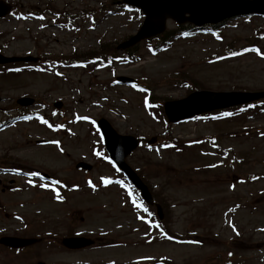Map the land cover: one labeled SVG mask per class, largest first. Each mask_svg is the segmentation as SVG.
Returning <instances> with one entry per match:
<instances>
[{
    "label": "rangeland",
    "instance_id": "rangeland-1",
    "mask_svg": "<svg viewBox=\"0 0 264 264\" xmlns=\"http://www.w3.org/2000/svg\"><path fill=\"white\" fill-rule=\"evenodd\" d=\"M5 1L17 9L0 19V45L8 43L1 54L7 56H107L143 21L120 0ZM175 27L169 21L168 29ZM260 28L264 17L238 18L218 35H173L158 53L142 42L134 62L119 50L108 65L44 63L45 71L0 74V120L8 119L0 129V165L23 169H0V232L43 237L20 252L0 245V264H155L168 258L175 264H264V110L172 125L181 139L175 146L165 143L160 108L146 103L148 95L162 103L185 97L193 87L264 90V40L253 37ZM250 42L259 43V50L221 55L228 45L236 50ZM119 75L145 90L117 83ZM23 96L38 103L23 109L32 118L17 119L22 108L17 110L16 100ZM100 117L120 133L157 137L127 161L152 184L169 229L184 242L160 235L145 221L128 180L103 153L94 123ZM211 137L214 144L206 142ZM80 161L92 169H78ZM31 172H46L75 188L57 195L58 184L50 188L26 176ZM75 232L104 245L69 251L61 239ZM228 251L235 253L231 259Z\"/></svg>",
    "mask_w": 264,
    "mask_h": 264
},
{
    "label": "water",
    "instance_id": "water-1",
    "mask_svg": "<svg viewBox=\"0 0 264 264\" xmlns=\"http://www.w3.org/2000/svg\"><path fill=\"white\" fill-rule=\"evenodd\" d=\"M143 9L146 18L140 30L119 47L126 48L140 40L164 31L168 18L179 22L192 21L197 25L207 22H220L231 16L247 13L264 14V0H124ZM10 6L0 1V16L8 13ZM190 14L186 16V14ZM17 57H1L0 62L19 60ZM25 59V58H24ZM128 81L127 77H120ZM264 96V92H216L196 91L184 99L165 103V111L170 121L176 122L195 114L224 108L234 104L249 102ZM23 105L32 103V100L22 98ZM99 124L103 130L106 147L110 155L126 171L131 180L142 190L146 200L152 202L147 187L142 184L136 173L126 164L125 157L138 145L139 139L119 134L110 123L102 118ZM85 167V164H80ZM38 241L36 238L4 237L1 242L12 247H23ZM68 247H82L91 243L89 239L79 237L65 238L63 241Z\"/></svg>",
    "mask_w": 264,
    "mask_h": 264
},
{
    "label": "trees",
    "instance_id": "trees-1",
    "mask_svg": "<svg viewBox=\"0 0 264 264\" xmlns=\"http://www.w3.org/2000/svg\"><path fill=\"white\" fill-rule=\"evenodd\" d=\"M184 28H185V25H179L177 29L165 32L163 35L160 36V39L166 38V37L170 36L171 34H173L174 32H177V31L184 29ZM135 50H136V47H134L132 49H128L125 52H128V54H132V52H134Z\"/></svg>",
    "mask_w": 264,
    "mask_h": 264
},
{
    "label": "snow or ice",
    "instance_id": "snow-or-ice-1",
    "mask_svg": "<svg viewBox=\"0 0 264 264\" xmlns=\"http://www.w3.org/2000/svg\"><path fill=\"white\" fill-rule=\"evenodd\" d=\"M225 115H229V114L226 113ZM109 182H110V181H108V180H105V181H104V183H106V184L109 183ZM233 231L236 232V229H235L234 226H233ZM262 231H264V229H262ZM237 234H238V233H237ZM229 255H231V253H229Z\"/></svg>",
    "mask_w": 264,
    "mask_h": 264
}]
</instances>
